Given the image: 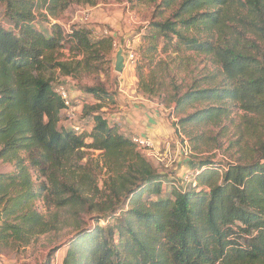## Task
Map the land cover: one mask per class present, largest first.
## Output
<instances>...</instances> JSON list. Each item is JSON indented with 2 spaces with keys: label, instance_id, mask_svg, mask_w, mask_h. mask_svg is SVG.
<instances>
[{
  "label": "trees",
  "instance_id": "1",
  "mask_svg": "<svg viewBox=\"0 0 264 264\" xmlns=\"http://www.w3.org/2000/svg\"><path fill=\"white\" fill-rule=\"evenodd\" d=\"M125 1L152 7L140 49L147 67L168 50L204 56L216 67L208 87L194 85L169 102L176 114L204 106L179 120L187 126L218 127L233 110L242 111V127L223 132L220 126L218 133L226 138L230 160L225 167L199 163L194 186L182 190L170 183L164 193L169 177L156 172L146 151L100 106L89 108L90 130L75 132L51 76L95 68L92 63L112 52V39L92 40L84 27L69 33L55 23L70 0H0V161L14 169L0 174V249L49 230L37 201L57 210L84 207V192L92 187L102 196L100 214L65 243L61 264H264V0ZM74 3L94 7L97 0ZM244 10L259 44L240 32L231 43L219 37L228 22L246 26ZM61 50L70 61H58ZM138 79L144 94L165 92L153 73L151 85L140 74ZM79 91L97 102L100 93L112 97L99 88ZM84 151L99 152L104 160L102 192L79 165ZM65 166L72 181L61 178Z\"/></svg>",
  "mask_w": 264,
  "mask_h": 264
},
{
  "label": "rangeland",
  "instance_id": "2",
  "mask_svg": "<svg viewBox=\"0 0 264 264\" xmlns=\"http://www.w3.org/2000/svg\"><path fill=\"white\" fill-rule=\"evenodd\" d=\"M70 2L72 3L64 13L60 14L55 23L61 24L67 32L75 27H84L91 33L90 39L92 40L111 38L112 42L116 43V48L112 46V52L107 58L92 63L95 68L88 70L80 68L74 76H61L58 71H55L51 76L55 89L59 85H64L69 92L77 94L76 99L71 98V100L74 105L79 106L76 117L79 128L84 127L87 130V126H89L87 122H91V117L88 115L89 108H99V106L100 112H103L104 116L110 120L115 115L121 114L122 109L131 105L144 108L148 115L151 113V115H156L167 121L172 129L171 135L164 139L167 140V145L160 144L157 149V157L144 152L156 172L169 177V183H163L164 193H169L170 183L176 184L182 190L186 189L185 185L181 183L182 176L185 179L187 173L194 174L198 170L199 163L209 162L215 166L225 167L230 160L231 153L227 152L226 138L218 136L221 131L220 126L223 132L225 127L226 131L234 132L235 126L242 127L244 113L237 109L233 110L228 119L231 121L226 119L222 123L223 126L222 124L218 127L187 126L180 124L179 120L195 111L194 109L201 110L204 106L197 104L194 109L188 108L185 112L176 114L174 113V104L169 102L172 96L182 95L194 85V88L208 87L211 83L210 79L217 76L215 74L216 67L211 61L204 56L197 57L190 53L177 55L168 50L166 53L159 51L155 55L153 64L147 67L146 60L142 61L140 49L145 27L150 22L151 6L136 3L131 7L125 0H97V5L94 7L75 4L74 0H70ZM86 15L89 16L88 22L81 20ZM240 17L244 22H247L246 26L238 22H228V28L222 31L219 37L231 43L236 37L235 33L240 32L246 36V40L249 39L250 42L255 41L259 44L260 40L254 33L256 27H251L253 26L252 20L248 19V13L244 10ZM37 25L45 31L49 29V25L45 22L37 21ZM96 31L101 32L94 34ZM104 32H107V35H103ZM119 48H122L124 57L129 51H132L136 56L134 63L125 62L121 74L116 73L113 69L115 54ZM58 58V61H70V54L66 50H61L58 53ZM151 73L156 81L165 84V92L162 89L155 92L153 90L149 94H144L141 91V81L139 83L138 75L143 77L147 85H151L149 80ZM65 77L69 82H64ZM81 88H99L103 92L111 94L112 97L108 98L100 93L102 98L98 103L89 94L79 95L78 91ZM117 118L122 123L123 117L117 116ZM79 121L83 122L79 124ZM122 128H124L123 124ZM186 148L187 154L184 153ZM84 152V159L79 162V165L85 167V173L91 174L98 191L102 192V181L107 177V170L103 165L104 160L99 152ZM192 162H195L196 166H191ZM13 171L12 164L0 161V174H10ZM61 178L72 181L73 178L68 167L65 166L61 169ZM40 182H45V180L41 178ZM92 189L90 187V191L84 192L88 201L84 207L80 208L69 207L57 210L52 205L46 207L42 202L37 201L36 207L49 224V230L43 234L31 236L24 245L1 248L0 264H61L62 256L66 250L65 243L77 230L91 228L95 218L100 214L98 205L102 202L100 200L102 196L95 194ZM100 225H104V223L101 222Z\"/></svg>",
  "mask_w": 264,
  "mask_h": 264
},
{
  "label": "crops",
  "instance_id": "3",
  "mask_svg": "<svg viewBox=\"0 0 264 264\" xmlns=\"http://www.w3.org/2000/svg\"><path fill=\"white\" fill-rule=\"evenodd\" d=\"M64 82H69L68 78L65 77ZM67 92L70 98L76 99L77 94L69 92L68 89ZM78 93L83 96L81 91H78ZM117 116L123 117L122 123L119 122ZM105 118L108 121L116 123L119 130L131 138L133 136L148 138L153 144V150L147 153L153 157H157V149H159L161 143L167 145V140L164 139L169 137L172 132L171 126L167 121L158 118L156 115H151V113L148 115L147 111L141 107H132L130 105L122 109L121 114L115 115L111 120L107 117ZM122 124L124 128H122ZM90 128L91 125L87 126V131H89Z\"/></svg>",
  "mask_w": 264,
  "mask_h": 264
},
{
  "label": "built area",
  "instance_id": "4",
  "mask_svg": "<svg viewBox=\"0 0 264 264\" xmlns=\"http://www.w3.org/2000/svg\"><path fill=\"white\" fill-rule=\"evenodd\" d=\"M82 21L88 22L89 21V16L86 15L84 18L81 19ZM101 32V31H100ZM98 31L94 32V34L100 33ZM70 33V31H69ZM103 35H107V32H104ZM113 47L116 48V43L113 42ZM124 60L126 63H134L136 60V56L132 51H129L126 53V56L124 57ZM55 92L57 95L60 97V99L64 103L65 107V116L67 118V122L69 123V126L75 131L79 132L80 128L77 124L74 123L76 119V108L75 105H73L72 100L65 88L64 85H59L56 89ZM132 143L138 148L142 149L146 152H150L153 150V144L148 138H143V137H138V136H133L131 138ZM184 153H188L187 148L184 149ZM196 173V172H195ZM195 173H187L185 179L183 176V182L186 186V184H191L192 186L195 185Z\"/></svg>",
  "mask_w": 264,
  "mask_h": 264
},
{
  "label": "water",
  "instance_id": "5",
  "mask_svg": "<svg viewBox=\"0 0 264 264\" xmlns=\"http://www.w3.org/2000/svg\"><path fill=\"white\" fill-rule=\"evenodd\" d=\"M125 67V60L122 48H119L115 54L114 71L121 74Z\"/></svg>",
  "mask_w": 264,
  "mask_h": 264
}]
</instances>
